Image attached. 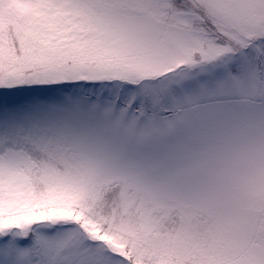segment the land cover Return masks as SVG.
I'll return each mask as SVG.
<instances>
[{
  "label": "snow or ice",
  "instance_id": "6c2138e0",
  "mask_svg": "<svg viewBox=\"0 0 264 264\" xmlns=\"http://www.w3.org/2000/svg\"><path fill=\"white\" fill-rule=\"evenodd\" d=\"M0 264H264V0H0Z\"/></svg>",
  "mask_w": 264,
  "mask_h": 264
}]
</instances>
